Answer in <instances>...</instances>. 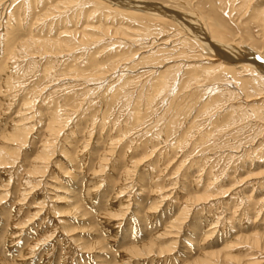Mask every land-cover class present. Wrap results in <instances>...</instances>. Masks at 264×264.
I'll return each instance as SVG.
<instances>
[{
  "label": "rangeland",
  "instance_id": "rangeland-1",
  "mask_svg": "<svg viewBox=\"0 0 264 264\" xmlns=\"http://www.w3.org/2000/svg\"><path fill=\"white\" fill-rule=\"evenodd\" d=\"M31 1L0 0V264H264V245L242 240L264 242V67L242 87L249 72H225L231 61L173 18L103 0ZM123 1L189 14L211 40L264 65V25L253 13L264 0ZM12 38L33 47L65 39L73 49L11 56ZM186 65L200 66L191 103L167 116L171 86L162 89L159 74L188 80ZM59 116L62 132L51 133Z\"/></svg>",
  "mask_w": 264,
  "mask_h": 264
},
{
  "label": "bare ground",
  "instance_id": "bare-ground-1",
  "mask_svg": "<svg viewBox=\"0 0 264 264\" xmlns=\"http://www.w3.org/2000/svg\"><path fill=\"white\" fill-rule=\"evenodd\" d=\"M17 1V0H16ZM22 1V0H21ZM33 1V0H32ZM31 1V2H32ZM57 1V0H56ZM84 3L86 2H93L92 0H82ZM81 1V2H82ZM103 1H108L110 4H112L113 6H115V7H117V8H119L120 10L122 9V11H125V12H127L126 10H135V11H139V12H144V13H148V15H151V16H167L168 18L170 17V18H173L174 19V21L176 20L177 22H178V24L180 23L184 28L186 27L187 28V31H188V33L190 32L192 35H193V37H195L196 39H200V41H201V43H200V45L199 46H201V47H203V48H205V50H210L211 52L210 53H213V55H215V56H223L224 58L223 59H226V60H229V61H231V64H228V65H225V63H221V65H223V67H221V69L223 68V70L225 71V72H230V71H232V70H236V69H241L243 72H249V74L248 75H250V78L251 79H247V77H246V79L247 80H243V81H245V83L243 82V86L242 87H248V86H250L253 82L255 83L256 82V84H257V82H258V77H260L261 79H262V77L260 76V74H259V72L263 69V67H264V65H263V63L261 62V61H259V60H257V54H255L254 52H252L251 50H249L247 53H246V58H242V57H240V55H239V53H237L235 50H233L234 48H231L232 46H230L229 45V47H228V45H225V44H222V43H220V42H218V41H215V40H211L209 37H208V35L205 33V31L202 29V30H198L196 27V25H198V21H197V19L196 18H194V17H192L191 15H189V14H183V13H179V12H173V10L171 11V10H167V9H165L164 7H162V6H159L158 4H154V3H143V2H140V3H138V2H127V1H123V0H103ZM187 1V0H186ZM241 1V0H240ZM9 2V1H8ZM15 2V1H14ZM34 2H35V0H34ZM37 2V1H36ZM40 2H41V0H40ZM82 2V4L84 5V3ZM33 3V2H32ZM31 3V4H32ZM104 3V2H103ZM5 4V3H4ZM48 4V3H47ZM81 4V7L83 6ZM256 4H257V2H256ZM6 5H7V3H6ZM18 6L17 7H19V4H17ZM26 5V4H25ZM28 5V4H27ZM98 5V7H100V8H104V9H106V7L104 6V4H101V3H98L97 4ZM10 6V5H9ZM86 6V5H85ZM14 7V6H13ZM21 7V6H20ZM36 7V6H35ZM38 7V6H37ZM79 7H80V5H79ZM91 7V6H90ZM98 7H96L97 9H98ZM22 8V7H21ZM25 8V7H24ZM33 9H34V7H32ZM31 8V9H32ZM86 9L88 8V7H85ZM18 9V8H17ZM27 9V8H26ZM30 9V8H29ZM78 9V8H77ZM28 10V9H27ZM83 10V9H82ZM100 10V9H99ZM25 11V10H24ZM23 12V11H22ZM31 12V11H30ZM98 12V11H97ZM29 13V12H28ZM80 13V12H79ZM96 13V12H95ZM253 13H254V19L257 21V22H259L261 25H264V6H262V7H259V9H255V11H253ZM16 14V13H15ZM17 14H19V13H17ZM52 14V13H51ZM94 14V13H93ZM1 15V14H0ZM21 15V14H20ZM23 15H25V14H23ZM14 16V15H13ZM45 16H46V14H45ZM47 16H49V15H47ZM46 16V17H47ZM54 16V15H53ZM90 16H91V14H90ZM125 16V15H124ZM17 17H18V15H17ZM21 17V16H20ZM19 17V18H20ZM23 18H24V16H22ZM21 17V18H22ZM88 17H89V15H88ZM101 17V16H100ZM108 17V16H107ZM14 18V17H13ZM49 18V17H48ZM11 19V18H10ZM9 19V20H10ZM53 19V18H52ZM107 19V18H106ZM11 20H13V19H11ZM17 20H18V18H17ZM7 21V20H6ZM16 21V20H15ZM14 21V22H15ZM22 20L20 19V22H21ZM50 21V20H49ZM54 21V20H53ZM8 22H11V21H8ZM13 22V21H12ZM18 22V21H17ZM17 22H16V24L14 23V26L16 25L17 26V29H19L18 27L19 26H21V25H17ZM24 23V22H23ZM42 23V22H41ZM18 24H21V23H18ZM12 25V24H11ZM24 25V24H23ZM22 25V26H23ZM180 25V26H181ZM14 26H12V28L14 29ZM85 26H88V25H85ZM85 26H84V29H85ZM11 28V27H10ZM185 28V29H186ZM87 29H89V28H87ZM90 30V29H89ZM158 30H160V29H158ZM14 31V30H13ZM12 31V32H13ZM18 31V30H17ZM40 31V30H39ZM102 31H104V32H106V33H108V29L107 30H102ZM121 31V30H120ZM85 32H87V33H83V35H82V39H83V41L85 40V41H91L92 40V34L90 33V31H89V33H88V31H85ZM10 33V32H9ZM71 33V32H70ZM189 33V34H190ZM11 34V33H10ZM72 34V33H71ZM90 34V35H89ZM184 34V33H183ZM12 35H14V34H12ZM70 35V34H69ZM120 35V34H119ZM122 35H124V34H122ZM143 35H145V34H143ZM150 35V34H149ZM65 35H63L62 37H64ZM73 36V35H72ZM115 36H116V33H115ZM125 36V35H124ZM146 36H147V34H146ZM145 36V37H146ZM7 37H9V36H7ZM68 37H70V36H68ZM144 37V38H145ZM94 39H95V41L97 40L95 37H93ZM118 38V37H117ZM123 38V37H122ZM122 38L121 39H119V40H122ZM186 38V37H185ZM194 38V39H195ZM13 39V38H12ZM15 39V38H14ZM14 39L13 40H11L9 43H7L8 44V47L7 46H5V47H7V49L5 50L6 52H7V50H8V54L9 55H16L17 54V52L21 49V52H24V53H26L27 55H29V54H33L32 53V51H31V48L30 47H33V45H31V43H24L23 45H21L20 43L18 44V42H16L17 40L15 39V41H14ZM33 39V38H32ZM128 39V38H127ZM132 39V38H131ZM130 39V41H126V42H128V44L126 43L125 45H132L134 42L132 41ZM134 39V38H133ZM188 39V38H187ZM35 40V39H34ZM43 40V39H42ZM124 40V39H123ZM126 40V39H125ZM124 40V41H125ZM19 41H21V40H19ZM47 41V42H46ZM45 42L43 41V42H41V41H37L36 42V44L35 43H32V44H35V46L37 45V46H39V49H40V52H42V54H44V53H48V52H50V53H52L53 55L54 54H60V52H66V51H70V50H72L73 48H71L72 46L70 45H68L67 46V42H65V39H64V41H59L58 39L56 40V41H49V40H46ZM101 41V40H100ZM140 42V41H142L141 39L140 40H137V42ZM148 41V40H147ZM22 42H24V41H22ZM122 42V41H121ZM132 42V43H131ZM185 42V41H184ZM69 43H71V42H69ZM83 43V42H82ZM81 43V44H82ZM93 43V42H92ZM125 43V42H124ZM165 43V42H164ZM167 43V42H166ZM165 43V44H166ZM4 44V43H3ZM84 44V43H83ZM94 44V43H93ZM140 44V43H139ZM31 45V46H30ZM167 45V44H166ZM28 46V47H27ZM34 46V47H35ZM124 46V45H123ZM160 46V45H159ZM33 47V48H34ZM81 47V46H80ZM120 47V46H119ZM163 47V46H162ZM37 48V47H36ZM83 48V47H82ZM38 49V48H37ZM241 49V48H240ZM245 49V48H244ZM133 50H134V48H133ZM141 51H142V49H140ZM139 51V50H138ZM238 51H240V50H238ZM244 51V50H243ZM37 52V51H36ZM44 52V53H43ZM73 52H74V50H73ZM246 52V51H245ZM257 52V51H256ZM69 53V52H68ZM67 53V54H68ZM129 53V52H128ZM140 53V52H139ZM138 53V54H139ZM142 53V52H141ZM244 53V52H243ZM36 54V53H35ZM35 54H33V56L35 55ZM41 54V55H42ZM72 54V53H71ZM136 54H137V52H136ZM136 54L134 55V56H136ZM7 55V54H6ZM18 55V54H17ZM37 55H39V54H36L34 57H36ZM48 55H50L49 53H48ZM69 55V54H68ZM148 55V54H147ZM151 55H154V54H151ZM46 56V55H45ZM66 56V55H65ZM70 56V55H69ZM144 56V55H143ZM256 56V57H255ZM264 56V55H263ZM56 57V56H55ZM59 57V56H58ZM57 57V58H58ZM139 57V56H138ZM137 57V58H138ZM145 57V56H144ZM18 58H19V56H18ZM46 58H49V57H46ZM64 58V57H63ZM147 58H149V57H146V58H144V61H147ZM173 58V57H172ZM228 58V59H227ZM242 60H241V59ZM146 59V60H145ZM210 59V58H209ZM246 59H249V61H247ZM259 59V58H258ZM131 60V59H130ZM142 60V59H141ZM171 60V59H170ZM170 60H168V61H170ZM214 60V58L213 59H211L210 61H213ZM122 61H124V60H122ZM140 61V60H139ZM95 62V61H94ZM119 62V61H118ZM120 63H122L121 61H120ZM118 64V63H117ZM116 64V65H117ZM129 64V63H128ZM54 65V64H53ZM122 65V64H121ZM124 65V64H123ZM75 66H77V65H75ZM118 66V65H117ZM127 66V65H126ZM161 66V65H160ZM177 66V65H176ZM185 66V65H184ZM187 66V65H186ZM46 67V66H45ZM70 67H73V65L72 66H70ZM89 67V66H88ZM154 67H155V65H154ZM164 67H166V66H164ZM188 68H187V70H189V71H191L190 72V74H191V76H189V79L187 80H185V78H183V80H182V77L180 78V75L181 74H179L178 75V73H180V72H175V71H173V70H171L172 68L171 67H169L170 68V70H171V72L173 71V72H175V74L173 73H171L170 71H168V70H166V72L164 71L163 73H161V74H159L160 75V77H159V79L160 78H162L163 80H159V84H160V86H162V89H167V88H169L170 86V90L168 89V92L166 93L165 92V95L163 96V99H164V103H166V104H169V108H168V112H167V116L169 115V114H178L179 112H181L183 109H184V107H185V105H186V102L188 101V103L191 101L190 99H191V97L188 95V97H186L187 96V90H189V88L190 87H192V85L190 84V81H195L196 80V78H195V80L193 79L192 80V77L194 76L195 77V75H196V72H197V70H198V68H200V66H187ZM219 67V68H220ZM47 68V67H46ZM103 68V67H102ZM107 68V67H106ZM159 68V67H158ZM168 68V69H169ZM180 68V67H179ZM49 69V68H48ZM138 69V68H137ZM140 69V68H139ZM155 69V68H154ZM176 69H178V68H176ZM185 69H186V67H185ZM261 69V70H260ZM78 70V69H77ZM104 69H101L100 70V72L99 73H97L98 75L100 74V75H102L103 73H102V71H103ZM142 70V69H141ZM180 70H182V69H180ZM180 70H178V71H180ZM196 70V71H195ZM240 70V71H241ZM46 72L45 73H47V70H45ZM88 71H89V69H88ZM145 71V70H144ZM177 71V70H176ZM214 71V70H213ZM238 71V70H237ZM87 72V71H86ZM96 72V71H95ZM104 72V71H103ZM142 72V71H141ZM168 72H170V74L168 73ZM76 73V72H75ZM84 73V72H83ZM117 73V72H116ZM125 73H128V72H125ZM209 73V72H208ZM237 73V72H236ZM242 73V72H241ZM85 74V73H84ZM95 74V73H94ZM131 74V73H130ZM224 74V73H223ZM240 74V73H239ZM243 74V73H242ZM164 75H166V76H164ZM183 75V74H182ZM241 75V74H240ZM245 74H243V76H244ZM247 75V74H246ZM247 75V76H248ZM80 76V75H79ZM225 76V75H224ZM239 76V75H238ZM252 76V77H251ZM92 77V76H91ZM233 78H234V76H232ZM239 77H241V76H239ZM238 77V78H239ZM94 78H95V76H94ZM99 78H100V76H99ZM102 78V77H101ZM100 78V79H101ZM179 78V79H178ZM243 78V77H242ZM257 78V79H256ZM259 78V79H260ZM76 79V78H75ZM95 79H97V77L95 78ZM235 79V78H234ZM239 79H241V78H239ZM171 80H173V83L172 84H170V81ZM242 80V79H241ZM253 82H252V81ZM255 80V81H254ZM263 80V79H262ZM262 80H261V83H264V81L262 82ZM247 81H249V82H247ZM196 82V81H195ZM194 82V83H195ZM253 83V84H254ZM95 84V83H94ZM173 85V86H172ZM241 85H242V83H241ZM259 85V84H258ZM261 85V84H260ZM263 85V84H262ZM96 86V85H95ZM159 86V87H160ZM253 86V85H252ZM251 86V87H252ZM158 87V88H159ZM165 87V88H164ZM176 87H180L179 88V90H180V93H179V95L178 94H171V88H175V90H176ZM254 87V86H253ZM252 87V88H253ZM257 87V85L255 86V88ZM161 88V87H160ZM182 89V90H181ZM247 89H249V88H247ZM251 89V88H250ZM258 89H259V87H258ZM258 89H256V91H259ZM229 90V89H228ZM264 90V89H263ZM159 91V90H158ZM231 91V90H230ZM244 91V90H243ZM245 91H247V90H245ZM249 91V90H248ZM253 91V90H252ZM211 92V91H210ZM255 92V91H254ZM178 93V92H177ZM213 94H214V91L212 92ZM212 93H211V95H212ZM260 93V92H259ZM87 94V93H86ZM238 94V93H237ZM246 94V93H245ZM253 94H251V96H252ZM256 96V95H255ZM260 96H261V94H260ZM236 97V96H235ZM258 97V96H257ZM263 97V96H262ZM251 98V97H250ZM87 99V98H86ZM238 99V98H237ZM258 99V98H257ZM260 99V98H259ZM187 100V101H186ZM254 100V99H253ZM81 101V100H80ZM79 101V102H80ZM89 101V100H88ZM249 101H251V100H249ZM264 101V100H263ZM248 102V101H247ZM191 103V102H190ZM81 105H82V103H81ZM243 105V104H242ZM241 105V106H242ZM257 105H259V104H257ZM256 106V105H255ZM260 106H261V108L258 110V111H260L261 112V110H262V107H264V103H262V104H260ZM259 106V107H260ZM251 108V107H250ZM251 109H254V108H251ZM28 110V109H27ZM262 111H264V109L262 110ZM252 112H256V111H252ZM74 113V112H73ZM264 113L262 112V115H263ZM67 115V114H66ZM254 115H256V114H254ZM40 116V115H39ZM55 117V116H54ZM256 117H257V115H256ZM29 118V117H28ZM64 118V117H63ZM172 118V117H171ZM170 118V119H171ZM72 119V118H71ZM52 121L50 122V124H48L49 126H48V131H50L51 133H54V134H59L60 132H62V128H63V125H64V123L65 122H63L64 120L59 116V117H57V118H53V119H51ZM247 120V119H246ZM257 121V120H256ZM28 122H29V120H28ZM34 127V126H33ZM65 129V128H64ZM21 130V129H20ZM20 130H18L17 131V135H16V140H18V141H21L20 139H24L25 140V136H27L26 135V133H24V132H26V129H22L21 131ZM28 131H29V129H28ZM221 131V130H220ZM226 133V132H225ZM230 133V132H229ZM24 134V135H23ZM12 135V134H11ZM29 136V135H28ZM56 136V135H55ZM238 137V136H237ZM57 138V137H56ZM22 139V140H23ZM15 140V141H16ZM6 142V141H5ZM49 143V142H48ZM48 143H46V144H48ZM49 144H51V143H49ZM203 145V144H202ZM46 146V145H45ZM50 146V145H49ZM47 147V146H46ZM52 147V146H51ZM49 148V147H48ZM160 148V147H159ZM50 150L52 149V148H49ZM46 151H47V149H46ZM220 151V150H219ZM45 152V151H44ZM43 152V153H44ZM52 151H50V153H51ZM155 152V151H154ZM231 152V151H230ZM4 152H2V154H3ZM42 153V154H43ZM45 154H47V153H44V155ZM203 154V153H202ZM8 155V154H7ZM9 155H12V154H10L9 153ZM48 155H50L49 153H48ZM0 156H2V155H0ZM4 156H6L5 154H4ZM13 156V155H12ZM41 156V155H40ZM7 157V156H6ZM9 157V156H8ZM11 157V156H10ZM52 157V156H51ZM48 158V157H47ZM10 159V158H9ZM13 159V158H12ZM42 160H44V159H46L45 157L44 158H41ZM40 159V160H41ZM3 160H4V158H3ZM7 160V159H6ZM5 160V161H6ZM4 161V162H5ZM46 161V160H45ZM7 162V161H6ZM38 162V161H37ZM48 162V161H47ZM9 163V162H8ZM10 163H11V161H10ZM46 163V162H45ZM41 165V164H40ZM0 166H2V163L0 162ZM10 166V165H9ZM8 166V167H9ZM48 166V165H47ZM38 171V170H37ZM45 171V170H44ZM43 171V172H44ZM32 174V173H31ZM43 174V173H42ZM211 174V173H210ZM261 177V176H260ZM259 177V178H260ZM213 179V178H212ZM216 180V179H215ZM177 184V183H176ZM212 185V184H211ZM214 188V187H213ZM126 191V190H125ZM219 193V192H218ZM199 194V193H198ZM205 195V194H204ZM218 196V195H217ZM221 197V196H220ZM216 199V198H215ZM229 199V198H228ZM196 200H197V202H202V201H207V199L206 198H202V197H197L196 198ZM230 200V199H229ZM260 201V200H259ZM180 214V213H179ZM181 215V214H180ZM121 216V215H120ZM183 220H185V219H183ZM180 221H182L181 220V218L180 219H178L177 220V222H174V224H173V227H172V229L174 230V229H181V228H179L178 226H177V224H179V222ZM184 222V221H183ZM254 222V221H253ZM183 226V225H182ZM171 227V226H170ZM258 235V234H257ZM255 235V236H251V237H244V238H242V240L244 241V244H246V245H251V247H254V248H259V249H261V247H263V245H264V242H262L263 240H261L260 239V236L258 235ZM264 238V237H263ZM238 242V241H237ZM242 244V243H241ZM235 245V244H234ZM235 247V246H234ZM250 247V246H249ZM227 248V247H226ZM162 249V248H161ZM247 249V248H246ZM249 249V248H248ZM264 250V249H263ZM161 251H163V252H165L166 250H161ZM251 251V250H250ZM133 252V251H132ZM173 252V251H172ZM224 252V251H223ZM166 253V252H165ZM162 254V253H161ZM255 254V253H254ZM137 255V254H136ZM151 255V254H150ZM249 255V254H248ZM218 256V255H217ZM255 256H257V255H255ZM221 257V256H220ZM232 257V256H231ZM251 257V256H250ZM139 258V257H138ZM241 258V257H240ZM245 258V257H244ZM247 259V258H246ZM236 260V259H235ZM210 261V260H209ZM213 261V260H212ZM260 261V260H259ZM214 262V261H213ZM219 262H221V261H219ZM241 262V261H240ZM257 262H258V260H257ZM264 262V261H263ZM212 264V263H211ZM240 264H242V263H240ZM246 264V263H245Z\"/></svg>",
  "mask_w": 264,
  "mask_h": 264
}]
</instances>
